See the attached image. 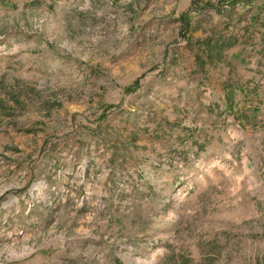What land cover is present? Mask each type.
I'll list each match as a JSON object with an SVG mask.
<instances>
[{
    "label": "rangeland",
    "instance_id": "1",
    "mask_svg": "<svg viewBox=\"0 0 264 264\" xmlns=\"http://www.w3.org/2000/svg\"><path fill=\"white\" fill-rule=\"evenodd\" d=\"M0 264H264V0H0Z\"/></svg>",
    "mask_w": 264,
    "mask_h": 264
},
{
    "label": "water",
    "instance_id": "2",
    "mask_svg": "<svg viewBox=\"0 0 264 264\" xmlns=\"http://www.w3.org/2000/svg\"><path fill=\"white\" fill-rule=\"evenodd\" d=\"M223 1H232V0H223Z\"/></svg>",
    "mask_w": 264,
    "mask_h": 264
}]
</instances>
